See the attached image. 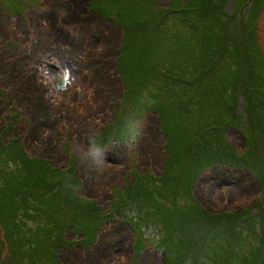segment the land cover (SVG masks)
Instances as JSON below:
<instances>
[{
    "label": "rangeland",
    "instance_id": "rangeland-1",
    "mask_svg": "<svg viewBox=\"0 0 264 264\" xmlns=\"http://www.w3.org/2000/svg\"><path fill=\"white\" fill-rule=\"evenodd\" d=\"M18 1L0 3L12 13L38 4V0H21L17 7ZM45 1L50 8V3H56ZM65 1L57 2V23L73 20L70 15L80 7L90 21L88 29H69L68 50L38 49L34 40L20 34L25 29L19 31L15 19H6L0 11V133L6 128L4 141L16 139L26 152L1 164L0 188L11 197L13 185L19 182L5 184L8 175L3 170L23 181L24 156H36L48 161L51 170L74 163L82 179L78 194L103 210L112 209L116 191L136 179L135 190L124 195L134 203L123 198L129 204L124 206L126 214L111 212L112 220L85 249L77 243L82 236L75 232L84 233L86 242L92 243L98 216L89 217L88 208L79 216V201L76 204L67 189L46 187L57 177L45 182L32 179V187L24 193L33 191L35 199L8 202L0 195V207L15 204V210H20L17 220H22L20 234L14 238V226L7 224L11 213L0 211L1 264H56L58 240L52 229L65 224L69 232L62 242L67 246L57 253L59 264H135L136 237L126 220L134 214L138 217L134 221L145 230L137 264H167L172 247L178 251L173 258L181 264L187 256L186 264H264L263 225L258 224L252 231L256 234L249 231L248 236L245 230L242 235L232 233L224 219L206 230L199 226L206 219L201 209L194 205L197 212L185 213L193 193L215 214L252 209L262 198L264 0H255L256 10L250 17L238 13L234 18L198 15L206 6L200 0H91L90 5L110 19L105 21L87 10L85 0ZM208 1L221 10L225 0ZM244 4V0H228L226 10ZM249 7H244L245 15ZM51 26L56 30L54 22ZM123 31L121 77L117 58ZM246 53L248 74L241 66ZM75 57H79V69L74 60L76 69L66 75L65 63L69 59L73 63ZM204 59L211 63L212 72L204 74L201 85H194V69L198 77ZM53 70L62 74L61 81ZM201 115L216 121L215 129L203 131L204 140L222 161H230L224 152L225 137L238 153L249 146L253 158L242 160L238 168L214 165L199 173L191 154L193 130L182 124L188 126V121ZM107 142L114 144L104 147ZM34 169L39 176V167ZM163 172L162 179L152 176ZM74 240L76 246L71 247Z\"/></svg>",
    "mask_w": 264,
    "mask_h": 264
},
{
    "label": "trees",
    "instance_id": "trees-1",
    "mask_svg": "<svg viewBox=\"0 0 264 264\" xmlns=\"http://www.w3.org/2000/svg\"><path fill=\"white\" fill-rule=\"evenodd\" d=\"M54 1L56 3H53V2L50 3V4H52L51 8L49 7L48 1L38 0L37 5L34 4L33 6L31 5L28 8L22 9V10H18V8H16V10L13 13L10 11V9H8L6 4L2 5L0 3V11L1 12L4 11V13L3 12L2 13L4 14V17L6 19H8V18L15 19V25L17 23V29L18 30L19 29L20 30L25 29L20 34H26L29 38L34 40L35 46L38 47V49L39 48H40V50H43V49H49L50 50L51 49L50 52H54L55 50H63V49L68 50L67 45H68V43H70L68 40V38L70 36L69 35L70 34L69 29H71V28H74L75 30L88 29L90 27V21L88 19H85V17H86L85 12L82 13L83 9H81V7H80L76 11V14L70 15V17L74 18L73 20L66 18V19H62L60 22L57 23V20H55V16H54L55 13L54 12L58 11L59 5L57 2L60 0H54ZM85 1H86V3H88L87 10L90 13H93L97 17L99 16L103 20L104 19L110 20L109 18L102 17V15L98 11V8L92 7L90 5L91 3H93V1H91V0H85ZM202 1H203V3L206 4V6L203 7L199 13H197L198 15H201V16H211L212 17V16H221V15L225 14V15H228L229 17L234 18L238 13H240V14H242V16L250 17L251 16L250 14H254V11L256 10V8L254 6L255 0H244L245 1L244 5H241L238 8L235 7L234 10L228 11V12L226 10V3L228 2V0L224 1L223 7H221V10L220 9L218 10L217 8L214 9L215 6H213L212 3H209L208 0L207 1L206 0H200L201 4H202ZM9 4H10V2H9ZM16 4L18 7L21 4V0L18 1ZM249 5H250V7H249ZM247 6L249 8L247 9V11H246L247 14L245 15V8H247ZM201 7H202V5H201ZM1 8H2V10H1ZM241 9H243V10H241ZM239 11H241V12H239ZM211 12L214 13L215 15L209 14ZM38 13L40 15H38ZM57 14H60V12H58ZM39 16H41V18H39ZM52 18H53V20H50ZM52 22L55 23L56 30H54L52 28V26H51ZM75 23H81V25H77ZM205 23L211 29L210 22L205 21ZM6 31H8L10 33L15 32V31H9V30H6ZM125 38H126V36H125L124 31H123V39H122L123 42L121 44L120 55L117 58L118 64L116 63L117 64V71L120 73L121 77H122V70H121V64H120L119 58L121 56L122 51L125 48ZM93 41H92V44L95 43ZM12 44L15 45V43H12ZM12 44H10V46H12ZM15 46H17V45H15ZM253 48H254V45H253ZM71 53H73V55H75L76 52H71ZM258 54H260V52H258ZM242 55H243V53H241V58H242ZM237 58H238V56H237ZM248 58H249V56L246 53L244 55L245 64H244V66H243V64L241 65L244 68V71H247L246 74H248V72L250 71V69L248 70V65H247V63L249 64V62H247ZM72 60H73V63H71L70 59L67 61L68 64L65 63L66 69H64L63 71L66 73V75H70V73L72 71H74V69H76V68H74V66H75L74 60L78 64L77 67L79 69V57H75ZM211 61H212V58L210 59V62ZM210 62L208 60L204 59L202 65H201L202 69L200 70L198 77L196 76V70H195V72L193 73L194 84H197L200 81L199 85H201V83L203 81L204 74H209L212 72L211 71L212 65ZM261 63L264 66V58L261 59ZM67 66H68V68H67ZM90 66H91V64H90ZM77 71L80 72V70H77ZM51 72L55 75V77L59 81H61L63 79V78L61 79L62 74L60 72H58L56 70H53ZM241 73H243V71ZM182 81H184V80L182 79L181 82ZM189 81H190V78L187 82L189 83ZM65 84H68V82H62V85H65ZM251 98L252 97L250 96V99ZM125 99H127L126 93H125ZM242 118H243V116H241V119ZM118 119H119V117H118ZM215 122H216L215 119L206 118L203 115H201L199 120L195 121L193 119L192 122L188 121V126H185L184 124L181 123L184 128L187 127L188 129L193 130V137H191V138H194L193 139L194 141H193V144H191V154H192V157L195 161L196 168L200 170L199 173L204 172L205 169H207L211 166H214V165L232 166V167L238 168L239 163H241L242 160H244L246 158H251V159L253 158V152L249 146L247 147L245 152L238 153L237 151H235L233 149L232 145L230 144L229 141L226 140V137H225V146H224L225 151L224 152H225V156L230 158V161H228V160L222 161L221 160L222 158L217 156V154H219V153H216L217 150H215L214 148H212L210 146L212 144L207 145L205 140H204L203 131L215 129V126H214ZM9 125H11V124H9ZM249 125H252V123L247 122V126H249ZM121 128H123V127L121 126ZM184 128L182 130H184ZM235 129H237L238 131L244 130V129L238 128V127ZM7 132H8V130H7ZM7 132H6V128H5L0 133V167H1V164H3L5 162V160H13L14 158H16V160H17L18 157H21V152L26 153L22 144L17 143L16 139L11 138L8 142L4 141V137L6 136ZM226 133H227V131L225 132V134ZM185 139L189 140L190 136L186 137ZM113 140L123 141V139H113ZM247 143H248V141H247ZM113 144H114L113 142H111V143L107 142V143H104L103 145H104V147H107V146H111ZM20 148H21V150H20ZM2 155H3V157L1 158ZM13 156H15V157H13ZM103 157H104V159H108L107 156H103ZM104 159H103V161H104ZM24 162L25 163L22 164V167L25 169L26 177L24 178L23 181L17 176V174H12L11 171L7 172V170H3V172H5L8 175V178H6L5 184H8L9 182H12V184H16L19 182V185H13L12 193H14V194L11 197H8L7 195H3L4 188H0V192H1L0 195L7 197L8 202L9 201L10 202H16V199H19V198L23 199L27 202L30 199H33V198L35 199V194L33 193V191L24 193V191L26 192L27 189L32 187V183H31L32 179H35V181L40 180V182H45V181L49 180V177H57V178H55V181L53 183L47 184L46 187H50L51 189H55V190H59V191L63 190V188H64V190L67 189L68 190L67 193L73 197L76 204L79 201V203L77 204V207L79 209L78 210L76 209V212H78L79 216H82L84 209L88 208L89 217H92V216L97 217L98 216V218L100 220L99 225L94 228L96 232H95V237H94L92 243L88 242V241L86 242V237H85L84 233H76L75 232V235H81L82 236V238L80 240H77V243L85 249L91 248V246L93 245V243L95 241L96 236L98 235L97 232L99 233V231H101L103 228H105L104 226L112 220L113 216H112L111 212H113L115 214L116 213L120 214L122 216L126 214V211L124 210V206L129 205V204L126 201H122L123 198H126L127 200H130L132 203H134L133 198H130L127 196L124 197V195L126 193L130 194L135 190L136 179H135V182L127 185L125 188H122L119 191H116V198L117 199H116V201L114 200V202H113L114 204H112V201H111V205L109 206V207H112L113 210L112 209H110L111 211L110 210H103V208L101 209V206L98 205L94 200L84 198L80 194H78L77 189L80 187L82 179L79 175V172L75 169L74 163L71 164L66 169L54 168L51 170L47 164L48 161H46L45 159L40 158V157L35 156V159H31L27 155H25L24 156ZM34 167H39V171H40L39 176H36V170L34 169ZM0 170H1V168H0ZM249 170H251V169H249ZM50 172H52L53 175ZM250 172H252V171H250ZM0 173H2V172H0ZM254 174H256V173H254ZM152 176H153V178H156V179H162V177L164 176V172L161 176H157L156 174H152ZM257 176H256V178L259 180V178ZM259 182H260L261 186L263 187L262 181L259 180ZM261 195H262V198L260 199V202H258L254 207H252V209L243 210L241 212H228L227 211L224 213H216L215 214V213H210L207 210V208H205L194 197V193H193V201L190 205L186 204L187 210L185 213H187L189 211L191 212L192 210L197 212L196 208L194 207V205H196L199 209L202 210V212L205 214V217H206L205 220L201 221L199 226H202L206 230H211V228H213L214 226L218 227V221L220 222L221 219H224V221H226L224 224L228 225V227L232 233L240 232V235H242V232H244V230H245V232L248 236L249 231L252 232L255 228L257 230L258 224L264 226V220H262V217L264 216V211H263V207H262L264 204V190H262ZM114 196H115V193H114ZM68 203L70 204V202H68ZM15 208H16V205L12 203V204H8V205H4L3 208L0 207V211H4L7 209L6 211L7 212L9 211L11 213V215H8L9 222L7 224H13L14 228H13V231L11 234L14 238H17V236L20 234L19 225L22 224V220H19V219L17 220L18 214L20 213V210H19V208L17 210H15ZM136 212H137V210L135 211V213ZM133 216H128V218L126 220L133 227V230L135 233L136 241L133 244V248H136L137 251H135V255H134L135 257H134L133 261L135 264H137V262L139 260V256H140L141 252H143L144 245H145L143 242L145 230L140 229V226H142V224L139 223V221H136V222L134 221L136 218L138 219L137 215L134 214ZM52 232L56 236V240H58V245H57L58 252L57 253H59L61 248H64L66 245L64 242H62V238L66 233L69 232L68 224L63 225L60 228H59V225H58V227H53ZM256 232H252V233H254V235H255ZM142 243H143V245H142ZM261 244H262V246H264V238L261 241ZM69 245L71 246V243ZM73 245L74 246H71V247L76 246L75 240H74ZM2 246H1V248H2ZM186 250L187 249L184 250L181 258H184ZM57 253H56L55 263L59 264L61 262H59V260H58V257H57L58 254ZM177 253H178L177 249L172 247L169 254L166 256L167 264H181L179 261H177V259L173 258V257L177 256L176 255ZM187 258H188V256L185 258L186 261H187ZM185 260H184V262L186 264ZM0 264H1V262H0Z\"/></svg>",
    "mask_w": 264,
    "mask_h": 264
}]
</instances>
